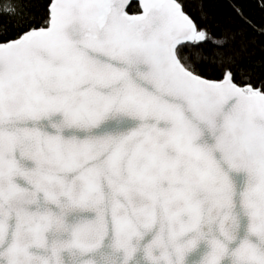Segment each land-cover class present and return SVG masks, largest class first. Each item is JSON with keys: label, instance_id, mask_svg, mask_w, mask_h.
I'll return each mask as SVG.
<instances>
[{"label": "snow or ice", "instance_id": "snow-or-ice-1", "mask_svg": "<svg viewBox=\"0 0 264 264\" xmlns=\"http://www.w3.org/2000/svg\"><path fill=\"white\" fill-rule=\"evenodd\" d=\"M134 6L0 0V264H264V0Z\"/></svg>", "mask_w": 264, "mask_h": 264}, {"label": "trees", "instance_id": "trees-1", "mask_svg": "<svg viewBox=\"0 0 264 264\" xmlns=\"http://www.w3.org/2000/svg\"><path fill=\"white\" fill-rule=\"evenodd\" d=\"M133 4L132 11H136V8ZM212 11L216 19H223L229 12V8L226 3L216 4L212 6ZM251 14L256 19L257 22L261 21V14L256 9H250Z\"/></svg>", "mask_w": 264, "mask_h": 264}, {"label": "water", "instance_id": "water-1", "mask_svg": "<svg viewBox=\"0 0 264 264\" xmlns=\"http://www.w3.org/2000/svg\"><path fill=\"white\" fill-rule=\"evenodd\" d=\"M133 4H135V0H133Z\"/></svg>", "mask_w": 264, "mask_h": 264}]
</instances>
